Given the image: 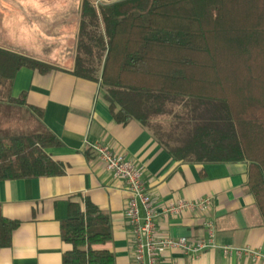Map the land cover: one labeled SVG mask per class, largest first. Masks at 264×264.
Wrapping results in <instances>:
<instances>
[{
  "label": "trees",
  "instance_id": "obj_1",
  "mask_svg": "<svg viewBox=\"0 0 264 264\" xmlns=\"http://www.w3.org/2000/svg\"><path fill=\"white\" fill-rule=\"evenodd\" d=\"M94 1L80 5L72 74L99 85L117 124L139 123L174 160L246 163L264 225V0ZM20 68L52 69L0 49V84ZM58 145L44 129L0 133V181L63 175L46 153ZM16 226L0 212V250ZM60 237L62 264H114L109 218L88 199L69 203Z\"/></svg>",
  "mask_w": 264,
  "mask_h": 264
},
{
  "label": "crops",
  "instance_id": "obj_2",
  "mask_svg": "<svg viewBox=\"0 0 264 264\" xmlns=\"http://www.w3.org/2000/svg\"><path fill=\"white\" fill-rule=\"evenodd\" d=\"M81 2L74 5L78 16ZM68 4L69 0H0V49L52 67L46 73L20 68L10 86L0 84V133L46 130L59 143L46 153L64 166L57 177L0 181L1 215L17 223L10 245L0 250V264H62L69 247L61 240V223L68 217L69 203L82 204L84 199L109 218L111 239L104 248L113 254L114 264H133L124 216L129 194L89 150L88 144L94 143L143 168L142 180L154 201L161 236L207 240L206 224H213L218 248L196 257L166 252L161 264H264L235 252L224 255L219 249L264 252V225L246 189L248 165L179 162L139 123L117 124L99 85L72 74L78 21L51 22L66 15ZM53 27L55 40L49 32ZM54 45L60 49L54 50ZM53 55L63 56L56 60ZM8 96L23 104L9 102ZM204 198L210 200L206 213L169 210Z\"/></svg>",
  "mask_w": 264,
  "mask_h": 264
},
{
  "label": "built area",
  "instance_id": "obj_3",
  "mask_svg": "<svg viewBox=\"0 0 264 264\" xmlns=\"http://www.w3.org/2000/svg\"><path fill=\"white\" fill-rule=\"evenodd\" d=\"M89 150L100 161L107 172L120 179L129 194L125 204L124 216L128 223L132 246L133 264H161V258L166 252H176L182 255L196 257L208 249H216L214 244L213 224L207 223L208 239H189L186 237L170 238L161 236L157 229V211L150 194L143 183V168L125 160L124 156L113 152L106 146L98 143L88 144ZM210 207L208 198L199 199L192 203H179L169 210L180 212L185 209L206 213ZM142 212V215H141ZM224 255L235 252L253 259L264 261V252L253 251L249 248L234 249L231 247L219 248Z\"/></svg>",
  "mask_w": 264,
  "mask_h": 264
},
{
  "label": "rangeland",
  "instance_id": "obj_4",
  "mask_svg": "<svg viewBox=\"0 0 264 264\" xmlns=\"http://www.w3.org/2000/svg\"><path fill=\"white\" fill-rule=\"evenodd\" d=\"M114 1V0H113ZM75 2H77V0H69V4H68V6L67 7H69V10H68V12L66 13V15L63 17V18H60L59 20H57L58 18H54V19H52L51 20V22L53 23L54 22V24H55V22H56V24H59V23H64V25L66 24V23H68L69 25H72L73 23H75L76 21H79V16L77 15V11H76V6H74L75 5ZM96 4L97 3H99V2H108V0H95L94 1ZM63 4V6L66 8V4H65V2H63L62 3ZM57 20V21H56ZM58 22V23H57ZM55 24V25H56ZM50 35L52 34L54 37V40H55V33L57 32V29H55V27H53L50 31ZM54 33V34H53ZM54 50H56L57 48H59L60 49V45H54ZM47 56H51V55H47ZM53 56H55V58H56V60H59V59H61V57L63 56V55H53ZM58 58V59H57ZM158 122H160L161 123V120L160 119H158L157 120ZM159 123V124H160ZM162 124V123H161Z\"/></svg>",
  "mask_w": 264,
  "mask_h": 264
},
{
  "label": "water",
  "instance_id": "obj_5",
  "mask_svg": "<svg viewBox=\"0 0 264 264\" xmlns=\"http://www.w3.org/2000/svg\"><path fill=\"white\" fill-rule=\"evenodd\" d=\"M108 1H113V0H108Z\"/></svg>",
  "mask_w": 264,
  "mask_h": 264
}]
</instances>
